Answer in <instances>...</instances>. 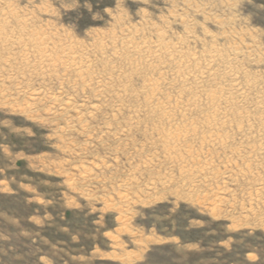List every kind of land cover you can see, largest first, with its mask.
Returning <instances> with one entry per match:
<instances>
[{
    "label": "rangeland",
    "instance_id": "rangeland-1",
    "mask_svg": "<svg viewBox=\"0 0 264 264\" xmlns=\"http://www.w3.org/2000/svg\"><path fill=\"white\" fill-rule=\"evenodd\" d=\"M97 261L264 264V0H0V264Z\"/></svg>",
    "mask_w": 264,
    "mask_h": 264
},
{
    "label": "bare ground",
    "instance_id": "bare-ground-1",
    "mask_svg": "<svg viewBox=\"0 0 264 264\" xmlns=\"http://www.w3.org/2000/svg\"><path fill=\"white\" fill-rule=\"evenodd\" d=\"M154 46V45H153ZM158 48V47H157ZM164 48V47H163ZM36 50V49H35ZM157 51V50H156ZM43 52V51H42ZM123 52V51H122ZM134 54V53H133ZM149 55V54H148ZM38 56V55H37ZM24 58V57H23ZM42 58V57H41ZM170 59V58H169ZM171 63V62H170ZM90 64V63H89ZM151 65V64H150ZM141 66V65H140ZM160 67V66H159ZM164 67V66H163ZM209 68V67H208ZM197 69V68H196ZM201 72H203V71H201ZM128 75V74H127ZM206 79V78H205ZM149 83V82H148ZM108 84V83H107ZM159 84V83H158ZM154 88V87H153ZM105 89V88H104ZM206 90V89H205ZM161 92V91H160ZM207 92V91H206ZM235 93V92H234ZM196 94V93H195ZM208 94V93H207ZM149 95V94H148ZM147 95V96H148ZM218 95V94H217ZM117 96V95H116ZM157 96V95H156ZM180 96V95H179ZM209 97V96H208ZM161 98V97H160ZM168 98V97H167ZM190 98V97H189ZM221 98V97H220ZM203 99V98H202ZM223 99V98H222ZM157 101H158V99H157ZM67 102V101H66ZM166 102V101H165ZM163 103V102H162ZM157 104V103H156ZM160 104V103H159ZM166 106V105H165ZM83 107V106H82ZM234 109V108H233ZM159 110V109H158ZM186 110V109H185ZM176 111V110H175ZM182 111V110H181ZM231 111V110H230ZM119 112V111H118ZM228 112V111H227ZM166 113V112H165ZM184 114V113H183ZM225 114V113H224ZM163 115V114H162ZM223 115V114H222ZM176 116V115H175ZM223 117V116H222ZM248 118V117H247ZM210 121V120H209ZM214 125V124H213ZM197 130V129H196ZM249 131V130H248ZM262 133V132H261ZM187 134V133H186ZM180 137V136H179ZM178 137V138H179ZM208 138H210V137H208ZM171 139V138H170ZM215 141V140H214ZM170 142V141H169ZM179 142V141H178ZM164 143V142H163ZM181 145V144H180ZM183 152V151H182ZM190 155V154H189ZM176 160V159H175Z\"/></svg>",
    "mask_w": 264,
    "mask_h": 264
},
{
    "label": "trees",
    "instance_id": "trees-1",
    "mask_svg": "<svg viewBox=\"0 0 264 264\" xmlns=\"http://www.w3.org/2000/svg\"><path fill=\"white\" fill-rule=\"evenodd\" d=\"M163 248H168L167 246H163V247H156L155 251L158 252V250H163ZM97 264H110L109 262L106 261H97Z\"/></svg>",
    "mask_w": 264,
    "mask_h": 264
}]
</instances>
